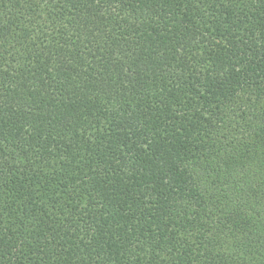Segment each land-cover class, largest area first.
Returning a JSON list of instances; mask_svg holds the SVG:
<instances>
[{"label": "trees", "instance_id": "obj_1", "mask_svg": "<svg viewBox=\"0 0 264 264\" xmlns=\"http://www.w3.org/2000/svg\"><path fill=\"white\" fill-rule=\"evenodd\" d=\"M0 264H264V0H0Z\"/></svg>", "mask_w": 264, "mask_h": 264}]
</instances>
